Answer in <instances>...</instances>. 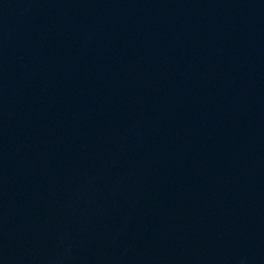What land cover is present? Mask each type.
Wrapping results in <instances>:
<instances>
[{
	"label": "water",
	"instance_id": "water-1",
	"mask_svg": "<svg viewBox=\"0 0 264 264\" xmlns=\"http://www.w3.org/2000/svg\"><path fill=\"white\" fill-rule=\"evenodd\" d=\"M0 264H264V0H0Z\"/></svg>",
	"mask_w": 264,
	"mask_h": 264
}]
</instances>
